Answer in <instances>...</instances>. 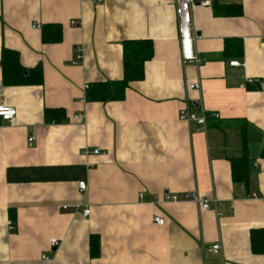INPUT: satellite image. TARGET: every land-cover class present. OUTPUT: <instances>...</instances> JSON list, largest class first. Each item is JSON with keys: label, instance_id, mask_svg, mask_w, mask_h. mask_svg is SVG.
Instances as JSON below:
<instances>
[{"label": "crops", "instance_id": "1", "mask_svg": "<svg viewBox=\"0 0 264 264\" xmlns=\"http://www.w3.org/2000/svg\"><path fill=\"white\" fill-rule=\"evenodd\" d=\"M175 7L0 0V60L16 50L44 75L42 85L5 86L0 62V104L17 110L0 121V264H264L250 245L264 229V0H194L200 66L183 63ZM49 24L63 30L58 43L42 41ZM147 39L144 80L123 100L87 102L86 86L124 77L123 42ZM185 107L220 118L198 129L179 119ZM47 109L64 120L47 121ZM245 152L247 189L231 167ZM196 191L210 210L183 199Z\"/></svg>", "mask_w": 264, "mask_h": 264}, {"label": "trees", "instance_id": "2", "mask_svg": "<svg viewBox=\"0 0 264 264\" xmlns=\"http://www.w3.org/2000/svg\"><path fill=\"white\" fill-rule=\"evenodd\" d=\"M43 43H58L63 36V30L59 25H45L43 28ZM123 73L124 77L119 81H105L92 83L86 94L87 102L120 101L125 98L130 83L144 80L146 63L153 59L154 42L151 40L124 41ZM239 51L240 48H239ZM237 49L238 53L239 52ZM1 69L3 84L5 86H31L42 85L44 75L42 67L36 66L27 69L20 61V55L15 50L4 49L1 56ZM65 112L61 110L47 109L45 119L47 121L62 122ZM245 145L246 140L244 139ZM264 158V150L262 152ZM233 181L243 183L247 189L251 171V162L245 152L239 159L231 161ZM250 245L254 255H264V229H256L251 233Z\"/></svg>", "mask_w": 264, "mask_h": 264}, {"label": "built area", "instance_id": "3", "mask_svg": "<svg viewBox=\"0 0 264 264\" xmlns=\"http://www.w3.org/2000/svg\"><path fill=\"white\" fill-rule=\"evenodd\" d=\"M97 2H102V0H95ZM208 4L205 2L203 5ZM194 6V0H176V7L175 12H177L178 17V32H179V41L181 44V56L183 59L184 64L195 66H200L203 63V59L196 53L195 50V41L192 29V22H193V12L192 7ZM37 28H40V25H35ZM80 59V56H78ZM239 65V61L232 62L231 66L236 67ZM86 90L89 88L86 86ZM191 90L193 89H200L201 85L199 83H194L189 87ZM86 100V97H85ZM198 106V105H197ZM199 107V106H198ZM199 109V108H198ZM179 119L184 121L190 125H196L198 129L205 130L209 121L213 119H219L220 115L215 112L205 111L202 108L197 111H191L189 107L182 108L179 111ZM17 116V110L13 107L6 106L4 103L0 104V121L13 123L15 117ZM34 138L30 139V142L33 141ZM99 150H96L95 153H98ZM78 189L82 194L87 193L88 184L86 181H80L78 183ZM256 195L252 194V198H255ZM142 197V195H141ZM186 201H192L194 203H198L202 210H210L211 209V202L207 199H203L200 194L196 192L186 193L183 197ZM178 202L180 199L175 195H167L166 201ZM216 202V201H214ZM217 204V202H216ZM78 209H82L83 215L88 217L91 213L89 207L84 206L82 202L79 203ZM154 221L158 225H164L165 219L161 217L155 216ZM10 230H14V223L9 222ZM53 246L58 247L60 241L58 239H54L52 241ZM221 246L219 244L213 245V251L215 253L220 252Z\"/></svg>", "mask_w": 264, "mask_h": 264}]
</instances>
